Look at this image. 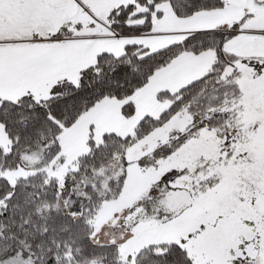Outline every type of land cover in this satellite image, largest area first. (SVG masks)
<instances>
[{
  "label": "snow or ice",
  "instance_id": "snow-or-ice-1",
  "mask_svg": "<svg viewBox=\"0 0 264 264\" xmlns=\"http://www.w3.org/2000/svg\"><path fill=\"white\" fill-rule=\"evenodd\" d=\"M0 264H264V0H0Z\"/></svg>",
  "mask_w": 264,
  "mask_h": 264
}]
</instances>
